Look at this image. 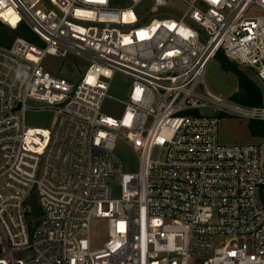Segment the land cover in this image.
<instances>
[{
    "label": "built area",
    "instance_id": "2783aa9c",
    "mask_svg": "<svg viewBox=\"0 0 264 264\" xmlns=\"http://www.w3.org/2000/svg\"><path fill=\"white\" fill-rule=\"evenodd\" d=\"M0 21L35 36L0 44V264H264V151L219 134L222 116L264 122V103L205 80L222 50L264 82V0H0ZM116 73L120 117L102 112ZM45 109L52 126L26 123Z\"/></svg>",
    "mask_w": 264,
    "mask_h": 264
},
{
    "label": "rangeland",
    "instance_id": "374dc122",
    "mask_svg": "<svg viewBox=\"0 0 264 264\" xmlns=\"http://www.w3.org/2000/svg\"><path fill=\"white\" fill-rule=\"evenodd\" d=\"M23 36V34H18ZM16 35L5 33L0 35V44L9 45L12 43ZM44 65L52 72L75 80L83 72V63L77 59H61L54 56H48ZM254 81H256L263 92L264 103V82L259 81L254 72L242 67ZM205 80L207 85L215 92L223 95L236 97L242 94L243 90L239 87L237 77L223 70L216 58L210 60L205 72ZM131 86V79L123 74L116 73L112 77L108 96L102 105V112L113 117H120L124 110L125 99L127 98ZM238 97V96H237ZM245 104V103H244ZM250 105V104H247ZM55 112L53 110H33L26 114V123L35 127H50L53 124ZM250 120L241 119L233 116H222L219 123L220 140L225 143H258L264 151V136L251 135L249 128ZM116 153L123 162L125 171H137L139 159L137 154L124 142H119ZM119 194V187H113V196ZM91 239L96 246H101L107 239V230L105 222L100 219H94L91 225Z\"/></svg>",
    "mask_w": 264,
    "mask_h": 264
},
{
    "label": "trees",
    "instance_id": "16d2710c",
    "mask_svg": "<svg viewBox=\"0 0 264 264\" xmlns=\"http://www.w3.org/2000/svg\"><path fill=\"white\" fill-rule=\"evenodd\" d=\"M9 33L11 35L23 34L28 39H34L32 31L26 24H21L17 29H13L0 21V35ZM216 60L220 63V67L234 74L238 79L239 87L243 90L242 94L234 97L239 102L250 105H261L263 103V92L260 85L249 77L248 73L235 61L229 59L222 50H219L215 56ZM251 135L264 136V122L252 120L249 122Z\"/></svg>",
    "mask_w": 264,
    "mask_h": 264
},
{
    "label": "water",
    "instance_id": "95a60500",
    "mask_svg": "<svg viewBox=\"0 0 264 264\" xmlns=\"http://www.w3.org/2000/svg\"><path fill=\"white\" fill-rule=\"evenodd\" d=\"M25 205H29L32 209V211H36V212H41L40 207L37 204V201L34 197V195H30L26 201H25Z\"/></svg>",
    "mask_w": 264,
    "mask_h": 264
},
{
    "label": "snow or ice",
    "instance_id": "6c2138e0",
    "mask_svg": "<svg viewBox=\"0 0 264 264\" xmlns=\"http://www.w3.org/2000/svg\"><path fill=\"white\" fill-rule=\"evenodd\" d=\"M213 2L215 3V2H217V0H213Z\"/></svg>",
    "mask_w": 264,
    "mask_h": 264
},
{
    "label": "bare ground",
    "instance_id": "6f19581e",
    "mask_svg": "<svg viewBox=\"0 0 264 264\" xmlns=\"http://www.w3.org/2000/svg\"><path fill=\"white\" fill-rule=\"evenodd\" d=\"M12 24H15L14 21L12 22Z\"/></svg>",
    "mask_w": 264,
    "mask_h": 264
}]
</instances>
